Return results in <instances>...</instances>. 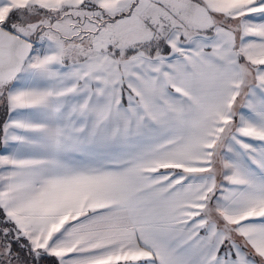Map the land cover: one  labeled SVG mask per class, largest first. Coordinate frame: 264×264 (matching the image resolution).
<instances>
[{
    "label": "snow or ice",
    "instance_id": "6c2138e0",
    "mask_svg": "<svg viewBox=\"0 0 264 264\" xmlns=\"http://www.w3.org/2000/svg\"><path fill=\"white\" fill-rule=\"evenodd\" d=\"M0 264H264V0H0Z\"/></svg>",
    "mask_w": 264,
    "mask_h": 264
}]
</instances>
